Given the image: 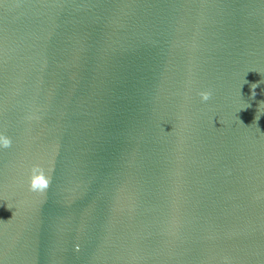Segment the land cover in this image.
<instances>
[{"label": "water", "instance_id": "obj_1", "mask_svg": "<svg viewBox=\"0 0 264 264\" xmlns=\"http://www.w3.org/2000/svg\"><path fill=\"white\" fill-rule=\"evenodd\" d=\"M0 132V264H264V0H0Z\"/></svg>", "mask_w": 264, "mask_h": 264}, {"label": "clouds", "instance_id": "obj_2", "mask_svg": "<svg viewBox=\"0 0 264 264\" xmlns=\"http://www.w3.org/2000/svg\"><path fill=\"white\" fill-rule=\"evenodd\" d=\"M256 86L257 85L255 83L252 84L251 86L252 87L251 95L253 97L256 95L255 92ZM199 95L201 100L206 102L210 99L212 94L210 91H201ZM249 106H250L249 104H246L244 107L240 108L239 110L246 109ZM258 113H261L259 112V107L257 114L255 116V120L257 121L260 118V115ZM11 145H12V138L3 132H0V149L10 148ZM51 179H52L51 169L46 171L45 168L40 164H33L30 168L28 181H27L28 190L31 192L44 193L45 190L49 187Z\"/></svg>", "mask_w": 264, "mask_h": 264}]
</instances>
